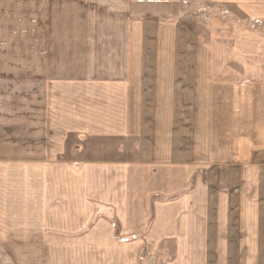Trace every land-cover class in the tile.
I'll return each mask as SVG.
<instances>
[{
  "label": "crops",
  "instance_id": "crops-1",
  "mask_svg": "<svg viewBox=\"0 0 264 264\" xmlns=\"http://www.w3.org/2000/svg\"><path fill=\"white\" fill-rule=\"evenodd\" d=\"M127 3L102 0L101 13L87 11L77 28L72 21L69 35L39 36L36 83L18 79L23 64L6 71L0 220L11 230L0 234L38 236L25 222L45 218L52 193L73 210L113 206L125 240L142 235L101 245L103 260L113 254L103 264H140L142 242L153 254L172 243L176 255L160 264H264V53L254 52L264 37L221 20L195 35L186 22L143 21ZM258 4L244 12L264 20ZM29 40L0 43L25 55ZM85 235L83 252L114 231Z\"/></svg>",
  "mask_w": 264,
  "mask_h": 264
},
{
  "label": "rangeland",
  "instance_id": "rangeland-1",
  "mask_svg": "<svg viewBox=\"0 0 264 264\" xmlns=\"http://www.w3.org/2000/svg\"><path fill=\"white\" fill-rule=\"evenodd\" d=\"M86 1L0 0V42H6L10 39L14 42H20L21 38L24 41L30 38L27 44L29 50H24L25 55L22 49H18L21 47L20 45H14L13 48V44L0 43V95H5L6 90L11 86H6L7 83H10L6 82V71L10 66L16 67L23 64L26 72L24 76H22L21 71L18 74L15 73L18 79L23 77L25 82L33 83L34 81L36 83L39 69L37 56L43 58L40 54L38 55V51L34 52L39 47L37 44L39 36H46L48 40L61 35L65 36L62 32L65 33L66 30H68L69 35L71 30L69 26L72 21L77 28L79 24L86 23L85 14L88 13L87 11L96 14L103 10L102 0H90L88 2L89 7L84 5ZM127 2L135 14L138 13L142 16L143 21H152L153 23L160 21L186 22L194 28L195 35L197 31L200 34L201 30L205 29L204 27L207 28L206 34L209 35L208 32H212L215 29L214 26L219 22L229 23L231 21L251 30L256 35L254 36L255 39H258V35L261 38L264 37V20L248 17L244 12L248 3H254L256 7H259L258 3L264 2V0L235 1L233 4L229 0H127ZM227 33L225 32L223 39H226ZM52 47V44H46L43 47L46 58L42 61V68L45 64L47 80L53 75L54 58L50 52ZM254 52L264 53V45L255 44ZM24 95L36 100V93L30 92L24 93ZM15 96H22V94L17 93ZM47 143L46 145H48ZM93 144L99 149L104 145L96 141ZM97 152L95 150V153ZM49 175L52 178V170L49 171ZM51 182L54 183L53 178ZM56 195L52 193L47 195L48 203L45 206L44 219L25 222L26 232L31 234L36 230L39 232L38 236L13 237L0 234V264H75V262L84 264L87 261L91 264H103L107 261L108 256L111 257L113 254H104L106 259L103 260L101 258L103 254L97 249L101 245H123V241L136 242L140 238L143 240L142 235L130 236L128 237L129 240H125L123 234L121 235L123 224L117 220L116 210L113 206L107 208L101 205L79 204L78 210H73L74 206L70 208V205L63 203ZM85 207L93 208V220L85 222L82 219L85 216ZM103 219L106 220V223ZM0 222L3 227L0 232L5 233L6 226L11 230L8 221L0 220ZM106 227L112 228L114 231L112 241L100 243L97 242L99 237H94L93 247H89L86 250L87 253L83 252L87 245L86 242L81 241V239L86 238L85 232L89 229L101 230ZM14 229L17 228L14 227ZM42 232H44V236ZM168 246V253H165L163 251L165 248H162L163 250L160 249L159 253L153 254L151 247L146 242H142L138 251V262L140 264H160L162 256L165 257L167 254L168 257H174L176 254L172 252V243H168Z\"/></svg>",
  "mask_w": 264,
  "mask_h": 264
}]
</instances>
